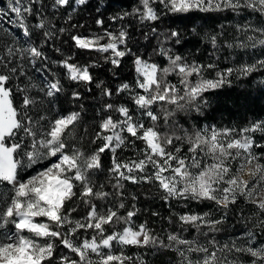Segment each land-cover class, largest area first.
<instances>
[{"label": "snow or ice", "instance_id": "1", "mask_svg": "<svg viewBox=\"0 0 264 264\" xmlns=\"http://www.w3.org/2000/svg\"><path fill=\"white\" fill-rule=\"evenodd\" d=\"M88 3L89 0H51L48 5L46 0H7L8 12L0 10V20L7 17V23L19 30L17 33L0 25V183L11 185L13 193L10 201L5 198L0 206V230L10 224L16 229L14 233L0 234V264H150L149 254L156 257L167 252L175 254L169 264H264V242L256 244L258 234L264 235V151L256 149H264V143L253 136L264 135V120L239 130L195 124L188 129L179 119L169 123L178 113L202 115L208 103L204 93L231 83L233 72L247 76L264 70V58L219 71L214 62L188 61L174 51L187 39L183 29L161 27L166 23L165 16L181 14L194 20L189 14L196 12L230 10L240 16L241 10L247 9L264 18V0H139L131 11L111 14L97 6L98 15L92 18L96 29L83 35L76 30L84 29L85 24L73 22L72 12L67 9L76 11L73 5ZM62 10L67 27L55 22ZM30 18L37 22L32 24ZM219 27L221 31L203 34L195 25L190 29L193 37L210 43L215 50L210 55L216 59L221 47L219 38L225 29L223 24ZM234 28L238 43L222 42L228 49L264 46V23L257 25L247 20L236 22ZM18 35L25 38L23 42L17 39ZM62 38L64 44L71 42L72 49L99 54L104 64L111 65L108 71L116 78L124 58L131 57L134 81L121 82L112 89L90 71L101 67L99 60L80 63L74 52H66L57 44ZM153 41V53L166 58V67L150 63L151 57L145 59L140 51L141 42L151 47ZM48 48L62 59L53 60ZM53 67L63 69L64 79L83 85L85 91L91 92L88 85L94 84L101 98L126 94L136 106L135 111L125 104L105 100L97 114L106 115L91 139L96 147L82 151L71 141L76 140L84 97L74 90L70 98L77 102L76 108L65 114L57 110L56 101L66 89ZM29 69L41 74V84L33 80ZM209 69L216 70L212 78L204 75ZM173 73L178 84L167 80ZM193 76L195 79H190ZM33 91L38 95H32ZM14 93L20 96L18 108L13 107ZM154 104L161 109L162 125L158 124L161 115L152 109ZM33 112L43 114L34 118ZM113 112L119 114L115 119ZM145 119L151 121L147 126ZM8 140L10 144H6ZM137 141L144 145L139 151ZM185 145L187 151L181 154ZM124 147L136 155L121 159L117 149ZM106 151L111 157L106 171L112 191H104V184L97 187L95 183L96 173L105 170L102 155ZM52 157L57 160L30 179L17 178L18 167H31ZM125 182L153 185L156 194L145 193L144 200L162 201L167 215H162L154 203L139 204L140 196L126 192ZM73 197L83 201L88 209L79 219H70L76 207L65 208ZM96 200L104 202L99 210ZM193 202H210L214 207L196 212L190 207ZM240 202L252 207L251 215H245ZM178 206L184 211H178ZM145 213L176 227L157 234L146 220L136 223L135 218ZM230 214L237 215L245 225L251 221V227L243 233V244L236 240L221 244L215 236L209 237V233L223 230L221 226ZM36 217H46L48 222H36ZM66 225L70 227L62 232ZM116 225L123 227L117 229ZM105 226L112 230L108 232ZM189 229L197 235L182 234ZM78 230H91L93 234L91 238L73 241L70 236ZM25 231L31 235H24ZM55 241L68 251L57 252ZM114 244L118 252L114 251ZM129 246L145 251L130 255L125 251ZM90 253L96 259L90 258ZM241 256L250 260L244 261Z\"/></svg>", "mask_w": 264, "mask_h": 264}, {"label": "trees", "instance_id": "2", "mask_svg": "<svg viewBox=\"0 0 264 264\" xmlns=\"http://www.w3.org/2000/svg\"><path fill=\"white\" fill-rule=\"evenodd\" d=\"M109 0H89L88 5L86 6H75L76 11H72L71 8L67 9V11L72 12L74 17V21H79L80 23L85 24L84 29H77L79 33L83 35H88L90 31L96 29V26L92 23V18L98 13H96L95 9L97 6L101 7V11H107L108 14H111L116 11L124 10L131 11L132 8L137 7L139 4V0H110L111 7H108ZM46 4L50 5L51 0H46ZM0 10L8 12L7 8V0H0ZM49 12L51 9L48 10ZM11 15V14H10ZM65 12L62 10L61 13L57 14L56 24L57 26H65L63 16ZM190 16L195 17L194 20H190L187 16L181 14L169 15L165 16V24H162L161 27L166 26H177L184 30L187 34V39L181 45H178L174 51L178 54L183 55L188 61L195 60L201 64H207L209 62H214L218 65L216 70L225 71L228 68H238L243 63H253L258 59L264 58V46H257L256 48H247L241 49L238 47H234L233 49H228L224 46L222 42L227 41L228 43H238L235 40L236 32L234 28V24L236 22H243L247 20H252L254 24L260 25L264 23V18H262L259 13H252L247 9L241 10V15L237 16L235 13L230 10H225L223 12L218 13H192ZM31 23L35 24L37 22L36 19L30 18ZM133 25L135 21H130ZM223 24L225 26L224 35L219 38L221 42V47L219 51L216 52V55L219 56V59H216L215 56H211L210 53L215 51L212 49L210 43L205 42L201 39L193 37L191 35L190 29L193 25L197 26V31L201 32H213V31H221L220 25ZM0 25L3 27L11 28L15 32H19L18 29H15L14 25H9L7 23V17L3 20H0ZM135 32V28L131 29ZM138 35V32L136 33ZM17 39L20 42L24 41V37L22 35H18ZM240 39H244L243 36ZM59 46H61L66 52L72 51L75 53L76 60L80 63H84L85 61L91 60H99L101 67L90 69V71L95 75V77L100 80H104L105 84L110 86L112 89H115L116 85L121 82H129L132 83L135 78V71L132 67L131 57H125L124 61L121 63V67L117 69L118 78L113 77L111 73L108 71V68L111 67L109 64H104L102 58L99 54L96 53H87L78 49L71 48V42L68 44L63 43V38L57 42ZM153 47H155V41L152 42V46H144V42H141L140 51L145 54V59L149 56L151 57L150 61L154 62L158 65V67H163L167 64V60L165 57L160 56L159 54L153 53ZM48 54L51 56L53 60H60L62 57L60 54L56 53L53 49H47ZM107 55V54H104ZM216 70L209 69L204 73L206 78H212ZM53 71L56 72L61 78L62 84L64 85L66 91L59 96V99L56 101V109L59 110L62 114L67 113L70 110L76 108V103L71 100L70 94L74 90H79L84 99L82 100L84 104V111L81 113V121L79 125L76 127L75 136L76 140L71 141V143L77 144L81 148L82 151H91L96 145L91 143V139L95 135L96 130L98 129V123L103 118L106 113H100L98 110L100 104H102L105 100L109 102H113L115 104H125L132 111H135V105L128 98V96L124 93H121L119 96H113L111 98H101L99 95V90L95 88L94 84L88 85L92 89L91 92L85 91L84 86L77 84L76 82H72L64 79L63 69L59 67H53ZM29 74L33 77V80L37 84L42 83V77L40 73H37L34 69H29ZM49 79H51V75L45 73ZM171 77L174 78L175 81L178 82V77L173 73L167 77V80L173 82ZM176 78V79H175ZM23 79V78H22ZM190 79L194 80L195 76ZM231 83H226L222 87L218 89L210 90L204 93L203 98L208 101L207 106L203 107L202 115H197L195 112H189L187 115L184 113H178L176 117L170 118L169 123L171 124L172 119H179L180 123L184 125L185 128L191 129L192 125L195 124L196 127H203L204 125L215 126L217 128H236L241 129L243 127L249 126L253 122H259L264 120V70H257L247 76L238 75L236 72L229 77ZM27 83V81H24ZM141 94H143L142 90H139ZM32 95H38L37 92L33 91ZM20 103V96L18 93H14L13 98V107L18 108ZM167 108H171V105H165ZM154 112H157L161 115V120L158 121V124L162 125V112L161 109L154 104L152 106ZM43 113L33 112L34 118ZM113 118H117L119 116L118 113H111ZM151 121L145 119L146 126L150 124ZM161 131L164 128L160 129ZM124 135H127L126 133ZM254 139L260 143H264V135L260 133L253 134ZM11 141H6V144H10ZM99 141H97V144ZM144 145L142 142L137 141V151L142 148ZM171 148L172 146H168ZM187 151V145H185L182 149V153ZM257 152L264 151V149H256ZM117 155L123 159L126 157H134L136 154L131 150V148L124 147L121 149H117ZM55 157H52L50 160L41 161L38 164H35L31 167H18L17 168V178L23 181L30 179L33 175L38 174L39 170L45 169L48 165L53 163ZM261 162H264L262 160ZM102 163L104 165L103 171L97 172L95 175V183L97 187L100 184H104V191H112L111 184L108 182V173L106 169L111 165V157L110 154L105 152L102 155ZM126 183L125 191L129 193H136L140 196L139 204H147L154 203V206L159 208L162 215H167L168 209L166 207H161L163 204L162 201H145L144 194L150 193L153 196L156 194V188L151 184L144 185H132L130 183ZM11 185L7 184V182L0 183V206L3 205V201L7 198L9 201L13 195L10 191ZM76 191V189H74ZM76 201V203H73ZM97 205V209H101L104 206V202L101 200L95 201ZM129 201H126V204ZM70 206L76 207L77 211L71 214L70 219H79L82 216L86 215L88 209L84 205L83 201H77L76 197H73L71 201H67L65 203V208H69ZM240 206L244 208L245 215H251L253 209L250 205H244L240 202ZM191 209L196 212L208 211L214 207L210 202H204L197 204L193 202L190 205ZM178 211H184L183 208L177 207ZM124 210H121L123 213ZM136 223H141L143 221H147L149 227L155 230L157 234H162V230L171 231L175 225L169 226L166 220L161 221L159 218L152 217L150 213H145L138 215L136 218ZM46 222L47 219H45ZM50 223V222H49ZM70 227L66 225L61 229L62 232L66 231L67 228ZM106 230L110 232L112 230L111 226H105ZM117 229L123 227V225H116ZM223 228L222 231L217 233H209V237L215 236L216 240L222 243H227L230 240H236L237 243L243 244L246 240V237L243 233L246 231L247 227H251V221L247 225H245L243 220L237 219V215L230 214L229 220L226 224L221 226ZM177 230H179L177 228ZM256 230V229H253ZM4 231H8L10 233H14L16 231L14 225H8L6 229L0 230V234ZM92 231L89 230L85 232L84 230H78L75 234L71 235L70 238L73 241L79 242L87 236L91 238ZM186 237L196 236V232L194 229H189L187 232L182 233ZM28 235H31L28 233ZM207 239V238H204ZM264 242V235L257 236L256 244H260ZM58 245L57 252H67L68 250L63 247L59 241H55ZM255 246V245H254ZM103 251L107 252V249H103ZM114 251L118 252V246L114 244ZM125 251L130 255H135L137 252H143L144 249H137L135 247L129 246L125 249ZM90 258L96 259L95 254H89ZM150 261V264H169V258L175 259V254L172 252L163 253L159 256L152 257L151 254L147 257ZM241 259L244 261L250 260L248 256H241Z\"/></svg>", "mask_w": 264, "mask_h": 264}, {"label": "rangeland", "instance_id": "3", "mask_svg": "<svg viewBox=\"0 0 264 264\" xmlns=\"http://www.w3.org/2000/svg\"><path fill=\"white\" fill-rule=\"evenodd\" d=\"M150 63H154V62H151V61H149ZM167 66V64L165 65V66H163V67H166ZM163 67H160V68H163ZM160 75V73H158V76ZM174 80V78L173 77H171V80ZM176 79V78H175ZM168 81H170V80H168ZM171 82V81H170ZM172 83H175V84H178V82L177 81H173ZM57 160V157H55L54 158V160H53V162H55ZM45 219H47L46 217H36L35 218V220H36V222H46V220ZM24 235H28V232H24Z\"/></svg>", "mask_w": 264, "mask_h": 264}]
</instances>
